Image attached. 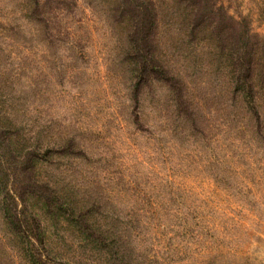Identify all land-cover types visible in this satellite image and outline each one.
I'll return each mask as SVG.
<instances>
[{
    "label": "rangeland",
    "instance_id": "rangeland-1",
    "mask_svg": "<svg viewBox=\"0 0 264 264\" xmlns=\"http://www.w3.org/2000/svg\"><path fill=\"white\" fill-rule=\"evenodd\" d=\"M20 1L0 0V101L29 108L20 118L51 125L54 140L78 137L88 148L51 150L36 172L78 212L93 213L83 229L100 237L97 244L71 224L78 214L53 216L30 202L48 234L68 236L64 256L76 251L82 264H264V124L232 114L219 69L206 78L198 57L179 58L201 102L191 131L179 119L164 122L156 86L146 91L147 123L136 124L128 76L101 12L78 0L83 58L48 41ZM218 2L264 38V0ZM8 171L15 188L22 174L12 165Z\"/></svg>",
    "mask_w": 264,
    "mask_h": 264
},
{
    "label": "trees",
    "instance_id": "trees-1",
    "mask_svg": "<svg viewBox=\"0 0 264 264\" xmlns=\"http://www.w3.org/2000/svg\"><path fill=\"white\" fill-rule=\"evenodd\" d=\"M87 1L111 28L114 49L122 57L120 63L128 76L127 94L134 105L136 124L147 123L146 91L156 86L159 93H155L162 100L157 113L164 122L171 125L179 119L185 131L194 128L201 102L190 90L188 69L179 60L183 55L189 62L198 57L201 64L196 65L206 78L213 67L219 69L222 91L234 116L254 125L264 124V38L253 34L246 20L229 14L218 0ZM19 3L28 22L47 29L48 41L54 45L63 41L72 54L89 56L85 38L74 26L78 0ZM29 112V108L0 101V264H17V257L23 264H82L76 251L71 258L64 256L63 246H70L68 236L48 234L44 218L35 210L30 214L29 209L32 200L42 202L44 210L53 216L68 209L72 215L78 214L77 222L71 224L79 227L84 240L101 242L100 237L83 229L89 228L93 213L78 212L64 196L52 190L48 180H40L36 174L39 166L49 161L51 150L88 148L78 137L69 139L59 134V140H54L51 125L40 126L29 118H20ZM11 165L15 175L20 172L23 177L15 182V188L7 184Z\"/></svg>",
    "mask_w": 264,
    "mask_h": 264
}]
</instances>
